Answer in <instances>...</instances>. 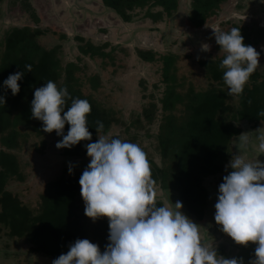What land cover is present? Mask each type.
Instances as JSON below:
<instances>
[{
	"label": "trees",
	"instance_id": "obj_1",
	"mask_svg": "<svg viewBox=\"0 0 264 264\" xmlns=\"http://www.w3.org/2000/svg\"><path fill=\"white\" fill-rule=\"evenodd\" d=\"M224 1L191 0L187 18L193 26L201 27L210 16L217 13ZM101 2L125 22L132 20L136 8H146V16L152 21H157L162 17H171L179 4V0H101ZM24 5L28 7L30 4L24 1ZM154 7L159 9L151 11L150 9ZM32 10L30 11L33 20L37 22L38 17ZM247 26L234 25L240 28L244 43L248 44L246 40H249V36L258 31V37L255 36V39L259 40L263 30L257 26ZM45 32L46 30L31 29L30 26L13 27L5 33L2 42L0 95L6 97V104H0V143L4 147L0 149V225L7 229L8 237L26 239L30 244L28 247L30 253H41L56 259L61 254H66L69 245L77 239H88L98 244L103 252L108 243L109 222L107 218H100L94 222L85 215L79 185L83 172H75L72 175L62 172L55 179L47 181L40 195V210L36 214L6 189L9 179L14 178L20 182L24 180L18 158L12 152L19 148L21 135L27 137L33 133L35 136H41L36 146L39 153H43L46 148L44 136L49 135L57 141L62 140L55 131L43 132L42 122L31 117L34 91L44 86L48 80L56 83L58 88L66 87L72 98L86 99L91 105L87 121L92 140L81 141L71 149H59L63 157L76 158L87 155L85 145L98 139L96 121H102L104 124L101 135L108 134L113 125L120 123L113 112L100 105L92 94L85 95L82 92L80 82L75 77L76 71L80 69L77 63L69 61L64 67L61 66L57 55L59 45L46 49L37 43L36 37ZM59 36L62 38L65 35L61 33ZM77 39L84 41L79 35ZM106 44L94 45L90 41H84L78 49L80 53L91 58L108 56L114 59L110 53L103 50ZM253 44L256 43L253 41ZM137 56L146 63L157 60L151 50H138ZM223 58L224 56L214 60H199L206 68L211 81L218 83L219 86L215 87L210 83L205 89L195 90L188 85L183 91L179 90L183 83L176 82L177 68L173 64L174 55L169 53L159 59L162 62V82L165 84L163 96L160 98L161 119L156 136L162 166H158L149 158L151 175L156 182L155 185H159L163 191L169 189L177 191L184 203V209L197 222L204 220L208 204L218 196L214 192L210 194L211 189L207 183L210 178L215 177L219 182H223L226 165L233 155L230 148L236 141L234 138L242 133L239 123L243 121L249 124L250 129L264 123V116L260 115L264 112V80H260L259 69L257 68L251 75L243 94L234 105L229 102L233 97L228 96L227 89L223 88L225 86L223 71L219 68ZM27 64L32 66V72H24L23 79L18 81L20 91L13 96L10 89H4L3 82L10 74L23 72ZM97 78V75L89 77L92 88H96ZM70 103L71 101L68 102V106ZM177 103L183 106L178 115L174 112ZM156 108L155 103H150L143 109L142 116L148 124L154 121ZM136 124L139 126L142 124L140 117L137 118ZM133 125L135 124L124 125V130L128 131ZM24 129L29 131L22 133L21 130ZM68 130L69 125L66 124L65 135ZM112 138L119 137L110 139ZM156 204L163 206L158 200ZM211 237L214 239V235ZM214 240L208 244H212ZM246 249L242 247V250ZM216 251L219 256L224 255L225 247L222 244L218 245Z\"/></svg>",
	"mask_w": 264,
	"mask_h": 264
},
{
	"label": "rangeland",
	"instance_id": "obj_2",
	"mask_svg": "<svg viewBox=\"0 0 264 264\" xmlns=\"http://www.w3.org/2000/svg\"><path fill=\"white\" fill-rule=\"evenodd\" d=\"M24 1L30 5L26 7ZM31 7V8H29ZM191 0H179L178 8L171 17H162L152 21L146 16V8L134 11L130 22L123 21L112 9L104 6L101 0H0V51L3 49V38L5 33L13 27L30 26L31 29L46 30L44 34L36 37L37 43L46 49L56 45L60 48L57 55L61 66L73 61L79 66L75 77L80 82L82 92L92 94L95 100L105 108L110 109L120 123L113 125L106 134L111 137H119L122 141L138 144L158 166L162 161L157 145L159 123L161 119L160 98L163 96L165 84L162 82V55L173 54L174 66L177 68L176 76L178 83H183L179 90L183 91L188 85L195 90L205 89L212 82L205 67L199 60H214L225 54L216 44L213 35V27H219L222 31L228 32L234 25H250L263 30L259 40L258 32L250 35L248 44L253 46L260 55V66L258 67L261 77L264 80V2L262 0H225L217 10V13L210 16L201 27H195L188 20ZM33 9V10H32ZM158 7L151 8V11L158 10ZM32 10L38 21L32 17ZM164 16V15H163ZM55 31V32H54ZM63 33L65 36L60 37ZM82 36L84 41H90L94 45L106 46L103 49L110 53L111 57L95 56L80 53L78 46L83 42L77 39ZM253 41L256 44H253ZM210 45V51L201 50L202 44ZM138 50H151L156 61L146 63L137 56ZM197 57H200L197 59ZM97 75L96 88H92L89 77ZM157 85V86H154ZM223 88L227 89L225 85ZM178 89V88H177ZM238 97H233L229 102L236 105ZM150 103H155L156 116L154 121L148 124L142 116L143 109ZM183 106L176 104L174 112L178 115ZM140 117L142 124L137 125V118ZM125 131L124 125H132ZM242 133L249 132L253 145L257 143V129L264 130V123H259L256 128L250 129L249 124L240 122ZM27 133L29 130H21ZM136 134V136H134ZM46 148L43 153L36 150L41 136L30 133L27 137L21 135L19 148L12 150L18 158L20 171L24 176L22 182L11 178L8 180L6 189L16 195L20 201L29 207L33 214L40 210V195L43 192L47 181L55 179L59 174L65 172L72 175L75 172H83L90 163L87 155L76 158L63 157L60 150L56 148L57 139L52 136H44ZM230 153L235 154L238 150V137L234 138ZM4 147L0 143V149ZM258 153L254 147L245 153L249 161H254ZM232 158V156H231ZM229 159V161L231 160ZM264 161V155L258 157ZM228 161V163H229ZM72 166V174H69V166ZM232 169L225 170L224 176ZM218 178H210L207 185L211 192L218 193ZM155 200L161 201L164 206L167 204L175 210V203L181 202V211L191 218L184 209V203L180 200L174 189L163 191L159 185H154ZM161 191L163 192L161 193ZM215 200L208 204L206 214L202 222L191 220L199 225L202 241L206 244L212 243L215 248L218 245L225 247V258H242L244 264H249L254 258V244H249L246 250L237 245L229 236L220 230L215 223ZM83 207L85 204L83 203ZM91 223V222H90ZM7 229L0 225V264H52L51 257L41 253H30V244L24 238H10L6 234ZM211 235H214L212 239ZM242 250V251H241Z\"/></svg>",
	"mask_w": 264,
	"mask_h": 264
},
{
	"label": "clouds",
	"instance_id": "obj_3",
	"mask_svg": "<svg viewBox=\"0 0 264 264\" xmlns=\"http://www.w3.org/2000/svg\"><path fill=\"white\" fill-rule=\"evenodd\" d=\"M212 29L220 52L225 54L219 68L227 95L239 97L260 66L261 53L244 43L238 27L228 32ZM201 50L210 51V45L202 44ZM24 72H32V66L25 65L23 72L10 74L3 82L13 96L20 91L18 81ZM0 104H6L3 95ZM90 113L86 99L72 98L66 87L58 88L52 80L37 88L31 101V117L42 122V131H55L62 137L57 149H71L81 141L92 140L87 121ZM66 124L69 130L65 135ZM103 129V122L96 121L98 139L85 145L90 163L79 185L85 215L94 222L108 219V243L101 252L98 244L77 239L52 264H244L242 258L219 256L212 244L204 243L199 225L181 211V202L174 204L175 210L167 204L157 206L156 182L145 151L136 143L101 135ZM256 131L255 145L249 132L238 136L237 153L226 165L232 171L219 185L214 220L237 245H255L249 264H264V161L258 159L264 155V130ZM250 147L258 153L254 161L245 157ZM68 171L72 174L71 165Z\"/></svg>",
	"mask_w": 264,
	"mask_h": 264
}]
</instances>
